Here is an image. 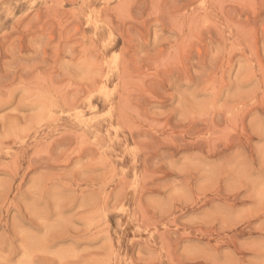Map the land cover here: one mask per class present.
<instances>
[{
	"label": "rangeland",
	"instance_id": "rangeland-1",
	"mask_svg": "<svg viewBox=\"0 0 264 264\" xmlns=\"http://www.w3.org/2000/svg\"><path fill=\"white\" fill-rule=\"evenodd\" d=\"M0 264H264V0H0Z\"/></svg>",
	"mask_w": 264,
	"mask_h": 264
}]
</instances>
